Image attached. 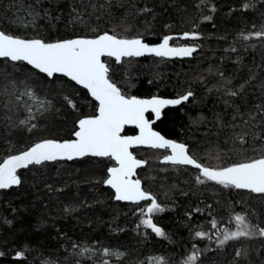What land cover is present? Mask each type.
<instances>
[{"label":"trees","instance_id":"obj_1","mask_svg":"<svg viewBox=\"0 0 264 264\" xmlns=\"http://www.w3.org/2000/svg\"><path fill=\"white\" fill-rule=\"evenodd\" d=\"M0 29L47 42L109 32L195 45L183 59L106 57L108 77L124 95L191 93L155 127L204 166L264 157V0H0ZM97 106L65 76L0 58V163L42 139L73 138ZM133 151L147 162L138 177L163 209L150 217L163 236L143 223L150 200L118 201L105 184L112 158L46 161L20 169V184L0 190V264H264V193L163 163L167 149ZM237 215L252 234L221 244L237 231Z\"/></svg>","mask_w":264,"mask_h":264},{"label":"snow or ice","instance_id":"obj_2","mask_svg":"<svg viewBox=\"0 0 264 264\" xmlns=\"http://www.w3.org/2000/svg\"><path fill=\"white\" fill-rule=\"evenodd\" d=\"M256 35L259 36L261 33ZM169 39L170 37L164 38L159 47H148L141 39H120L105 33L93 39L77 38L48 43L40 39L16 38L0 31V57L10 58L11 61H26L48 77L56 73L70 77L76 84L87 89L99 102L97 116L79 121V130L74 132L75 140L62 143L46 140L0 163V189L18 185L21 181L16 174L17 169L25 168L30 164L72 160L89 155L109 157L119 165L108 170L110 176L105 181L107 185L115 189V199L134 202L150 200V206L146 210H141L142 214L149 217L143 223L157 235L163 236V231L155 226L150 218L151 214L163 209L155 198L141 189L139 180L130 179L142 162L132 155L129 148L133 145H148L156 149H171L172 154L165 157L166 161L173 164L193 165L201 169L202 175L207 180L215 181L225 187L233 186L237 189H250L256 193H264V158L239 163L221 170H212L202 167L189 156L185 145L169 141L151 130L144 116L146 111L151 109L158 117L161 107L180 104L182 100H187L191 93L175 100L126 98L108 78L109 68L102 61L103 56L114 57L117 62H120L122 57L141 56L145 52L163 57L190 56L195 51V48L169 47ZM232 94L235 95V93ZM65 99L72 104L68 97ZM126 124L137 125L140 135L121 136L120 133ZM198 181L204 183V180L199 178ZM235 222L237 231L225 234L224 239L220 241L221 244L229 239L252 234L251 226L244 216L237 215ZM213 226L215 227V223ZM260 233L264 235V229H261ZM196 235L202 236L203 233L197 232ZM195 259V256L189 257V261Z\"/></svg>","mask_w":264,"mask_h":264},{"label":"water","instance_id":"obj_3","mask_svg":"<svg viewBox=\"0 0 264 264\" xmlns=\"http://www.w3.org/2000/svg\"><path fill=\"white\" fill-rule=\"evenodd\" d=\"M0 31H2V32H4L2 29H0ZM4 33H6V32H4ZM105 33H107V34H109V35H114V34H112V33H109V32H105ZM105 33H102V34H105ZM6 34H8V33H6ZM102 34H100V35H102ZM8 35H11V34H8ZM11 36H13V37H16V38H21V39H27V40H31V39H40V40H42V41H44L43 39H41V38H24V37H20V36H15V35H11ZM99 36V35H98ZM98 36H96V37H98ZM114 36H116V35H114ZM96 37H74V38H69V39H77V38H86V39H93V38H96ZM117 38H120V39H141L142 40V42L144 43V44H146L148 47H159L162 43H163V40H164V38L161 40V41H159V42H156V43H150V42H148V41H146L144 38H142V37H135V38H123V37H118V36H116ZM69 39H63V40H56V41H51V42H57V41H64V40H69ZM46 42V41H45ZM51 42H48V43H51ZM169 47H172V48H184V47H188V48H195V51L190 55V56H177V55H171V56H163L164 58H167V59H183V58H190V57H192L193 55H194V53H196L197 51H198V47L197 46H195V45H173L172 43H171V41H170V39H169ZM151 55H154V56H156L154 53H149V52H145L143 55H141V56H133V57H137V58H143V57H146V56H151ZM106 57H108V56H103V57H101V59H102V61L105 63V65L108 67V64H107V62H106V60H105V58ZM157 57H161V56H157ZM0 58H3V57H0ZM112 58H114V57H112ZM124 58H131V57H122L121 58V60H120V62H122V60L124 59ZM8 59H10V58H8ZM115 59V58H114ZM13 62H17V61H13ZM23 62H25V63H27L26 61H23ZM120 62H118V63H120ZM31 66V65H30ZM31 67H33V66H31ZM34 68V67H33ZM109 68V67H108ZM39 71V70H38ZM109 73V72H108ZM45 74V73H44ZM47 75V74H46ZM54 75H60V76H64L63 74H60V73H56V74H54ZM53 75V76H54ZM52 76V77H53ZM66 77V76H65ZM68 79H70L71 80V78L70 77H67ZM109 78V77H108ZM110 79V78H109ZM110 81H111V79H110ZM75 82V81H74ZM112 83H114L113 81H111ZM76 83V82H75ZM115 84V83H114ZM116 85V84H115ZM79 86H81V87H83L82 85H79ZM117 86V85H116ZM118 87V86H117ZM84 88V87H83ZM119 88V87H118ZM120 89V88H119ZM87 90V89H86ZM88 91V90H87ZM120 91H121V89H120ZM88 93H89V95L91 96V94H90V92L88 91ZM121 93H122V91H121ZM123 94V93H122ZM124 95V94H123ZM185 95H187V94H185ZM185 95H182V96H179V97H163V96H160V95H157V96H151V97H138V96H135V95H132V96H125L126 98H131V97H135V98H137V99H142V100H150V99H153V98H156V99H165V100H175V99H181L182 97H184ZM92 97V96H91ZM190 97V96H189ZM94 100H95V98L94 97H92ZM189 99V98H188ZM188 99L187 100H182V102L180 103V104H182V103H184V102H186V101H188ZM96 101V100H95ZM97 103H98V106H99V102L98 101H96ZM180 104H177V105H165V106H163V107H161V109H160V115L157 117V115H156V113L155 112H153L151 109H149L148 111H146L145 113H144V116H145V119L146 120H148V122H149V125H150V127H151V130L152 131H154V132H156V133H158L159 135H161V136H163L165 139H167V140H169V141H172V142H174V143H178V144H183V145H185L186 146V152H187V154L189 155V156H191L193 159H195L196 161H197V163H199V164H201L194 156H192L191 154H190V152H189V150H188V146L185 144V143H182V142H179V141H176V140H174V139H172V138H168V137H166L162 132H160L159 130H157V129H155L154 128V124L156 123V121L159 119V118H161L162 117V115H163V111L166 109V108H168V107H175V106H179ZM153 114L154 115V119H149V117H148V114ZM99 113H98V109H97V113L95 114V115H91V116H84V117H82L81 119H85V118H90V117H94V116H97ZM80 119V120H81ZM79 120V121H80ZM79 121H78V123H77V130L76 131H78L79 130ZM126 127H131V128H135V129H137V133H135V134H125V128ZM120 135L121 136H123V137H136V136H139L140 135V129H139V127L137 126V125H135V124H126V125H124V127H123V129H122V131H121V133H120ZM76 139V137L73 135V138H70V139H64V140H59V139H54V138H52V139H49V138H46V139H43V140H40V141H38L37 143H41V142H43V141H46V140H51V141H56V142H66V141H72V140H75ZM37 143H35V144H37ZM34 144V145H35ZM34 145H32V146H30L29 148H27V149H25V150H23V151H21V152H18V153H15V154H12V155H10V156H8L6 159H8V158H10L11 156H15V155H20V154H22L23 152H25V151H27V150H29L31 147H33ZM139 147H147V148H152V147H150V146H148V145H133V146H131L130 148H129V151L132 153V155L137 159V160H139V161H141L142 162V164H141V166H139V167H137L136 169H135V174L134 175H132L131 177H130V179L131 180H133V181H135V180H139L140 181V184H141V189L143 190V191H145L146 193H148V194H150L153 198H154V196L150 193V192H148V191H146L145 189H144V186H143V182H142V180L138 177V170H139V168H141V167H144V166H146V164H147V162L144 160V159H141V158H139V157H137L136 156V154L134 153V149L135 148H139ZM154 149H156V148H154ZM169 150V153H168V155H171L172 153H171V149H168ZM168 155H166V156H168ZM90 156V155H89ZM166 156H164V157H162V162L163 163H166V164H173L172 162H170V161H166L165 160V157ZM84 157H87V156H84ZM84 157H77V158H74V159H81V158H84ZM91 157H94V156H91ZM103 158H107V157H103ZM264 158V157H263ZM5 159V160H6ZM74 159H72V160H74ZM258 159H260V158H258ZM64 160H67V159H64ZM114 160V159H113ZM256 160V159H255ZM4 161V160H3ZM3 161L1 162V163H3ZM68 161H71V160H68ZM46 162V161H45ZM114 162H115V165H112L111 167H109V169L110 168H113V167H119V165H118V163L114 160ZM247 162H250V161H247ZM247 162H242V163H247ZM237 164H239V163H237ZM30 165H32V164H30ZM30 165H28V166H30ZM178 165H184V164H178ZM234 165H236V164H234ZM27 166V167H28ZM187 166H191V167H193V168H196L195 166H193V165H187ZM201 166L202 167H207V166H204L203 164H201ZM230 166H233V165H230ZM230 166H227V167H230ZM27 167H25V168H27ZM208 168H210V169H212V170H221V169H223V168H219V169H215V168H213V167H208ZM224 168H226V167H224ZM20 169H23V168H18L17 169V176H18V178L20 179V181H21V178H20V176L18 175V171L20 170ZM108 169V170H109ZM198 169V168H197ZM200 171H201V169H199ZM201 173H202V171H201ZM109 176H110V173H109V171H108V177H107V179L109 178ZM106 179V180H107ZM20 184V183H19ZM18 184V185H19ZM106 184V183H105ZM18 185H12L11 187H13V186H18ZM107 185V184H106ZM108 187H110L113 191H114V193H115V189H113L110 185H107ZM10 188V187H9ZM6 189H8V188H6ZM1 190V189H0ZM243 190H247V191H251L250 189H243ZM253 192V191H252ZM254 193H256V192H254ZM118 201H121V202H127V203H141V202H144V201H148V200H141V201H139V202H134V201H123V200H118Z\"/></svg>","mask_w":264,"mask_h":264},{"label":"flooded vegetation","instance_id":"obj_4","mask_svg":"<svg viewBox=\"0 0 264 264\" xmlns=\"http://www.w3.org/2000/svg\"><path fill=\"white\" fill-rule=\"evenodd\" d=\"M132 95V94H131ZM131 95H127V96H131ZM182 96V95H181ZM163 97H165V96H163ZM179 97V96H178ZM98 104V103H97ZM97 108H98V106H97ZM97 111V110H96ZM164 112V111H163ZM97 113V112H96ZM95 113V114H96ZM91 116V115H90ZM163 116V115H162ZM148 117H149V119H154V115L151 113V114H148ZM162 118V117H161ZM160 119V118H159ZM158 119V120H159ZM157 120V121H158ZM157 121H156V123H157ZM156 123L154 124V128L155 129H157L156 127H155V125H156ZM158 130V129H157ZM135 133H137V129H135V128H131V127H126L125 128V134H135ZM43 140V139H42ZM37 143V142H36ZM35 144V143H34ZM33 144V145H34ZM32 146V145H31ZM168 150V149H167ZM168 153H169V150H168ZM168 153H166V155H168Z\"/></svg>","mask_w":264,"mask_h":264},{"label":"rangeland","instance_id":"obj_5","mask_svg":"<svg viewBox=\"0 0 264 264\" xmlns=\"http://www.w3.org/2000/svg\"><path fill=\"white\" fill-rule=\"evenodd\" d=\"M47 42V41H46ZM127 95H129V94H127ZM148 206H150V205H148ZM147 206V207H148ZM107 252L109 253V256L110 257H118V256H121L123 253L121 252V251H119V250H115V249H108L107 250Z\"/></svg>","mask_w":264,"mask_h":264}]
</instances>
